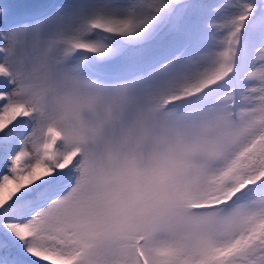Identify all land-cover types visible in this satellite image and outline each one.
<instances>
[{
  "label": "snow or ice",
  "instance_id": "1",
  "mask_svg": "<svg viewBox=\"0 0 264 264\" xmlns=\"http://www.w3.org/2000/svg\"><path fill=\"white\" fill-rule=\"evenodd\" d=\"M191 3L140 6L171 14ZM196 7L195 33L170 46L158 84L178 111L207 120L217 164L144 184L89 170L60 144L26 65L57 45L104 55L155 15L98 0L0 4V264H264V0Z\"/></svg>",
  "mask_w": 264,
  "mask_h": 264
},
{
  "label": "clouds",
  "instance_id": "2",
  "mask_svg": "<svg viewBox=\"0 0 264 264\" xmlns=\"http://www.w3.org/2000/svg\"><path fill=\"white\" fill-rule=\"evenodd\" d=\"M104 55H69L57 45L26 65L42 123L59 131L60 144L79 150L89 170L144 184L161 176L180 180L193 166L211 172L217 161L204 150L213 140L207 120L178 111L172 91L158 83L106 84L89 76V65Z\"/></svg>",
  "mask_w": 264,
  "mask_h": 264
},
{
  "label": "trees",
  "instance_id": "3",
  "mask_svg": "<svg viewBox=\"0 0 264 264\" xmlns=\"http://www.w3.org/2000/svg\"><path fill=\"white\" fill-rule=\"evenodd\" d=\"M50 1L44 0V5L49 4ZM7 2L14 3L16 0H7ZM153 2L155 0H136L135 4L140 6ZM198 2L199 0H192L191 6L186 10L181 11L177 8L171 14L169 8L163 9L159 14H155L149 8L143 15L138 14L145 17L155 15V19L134 42L121 41L118 37L112 39L108 45L109 50L102 57L104 60L102 65L117 71L125 70L126 73H129L127 76L130 77L144 78L140 62L142 59L148 70V77L150 74L160 72V70L164 71V65L168 63L169 54L162 55L163 52L170 50V46L174 44L186 42L185 33L190 36L195 33V25L200 19L199 10L196 7ZM4 3L5 0H0V4ZM142 8L146 9V7Z\"/></svg>",
  "mask_w": 264,
  "mask_h": 264
},
{
  "label": "rangeland",
  "instance_id": "4",
  "mask_svg": "<svg viewBox=\"0 0 264 264\" xmlns=\"http://www.w3.org/2000/svg\"><path fill=\"white\" fill-rule=\"evenodd\" d=\"M136 0H98V2L101 4V6L106 7L110 12L118 15H125L130 12H135L136 14H142L148 10V8H142L141 6L135 4ZM125 4V5H124ZM135 4V7H134ZM124 5V7H123ZM124 40H130L131 42L138 40V36L134 37H121ZM110 45V43L108 44ZM116 47V46H115ZM102 58V57H101ZM113 71V70H112ZM117 78L114 82H105L106 84H113V83H118V82H124V81H133L136 78H141V77H128L126 80H120V77L118 74H116ZM167 75L166 70L157 72L155 74H150L148 78H146L147 81L153 82V83H158L162 78H164Z\"/></svg>",
  "mask_w": 264,
  "mask_h": 264
},
{
  "label": "bare ground",
  "instance_id": "5",
  "mask_svg": "<svg viewBox=\"0 0 264 264\" xmlns=\"http://www.w3.org/2000/svg\"><path fill=\"white\" fill-rule=\"evenodd\" d=\"M115 72H117L119 75H121L123 78H126V71L123 70V71H117V70H114Z\"/></svg>",
  "mask_w": 264,
  "mask_h": 264
}]
</instances>
